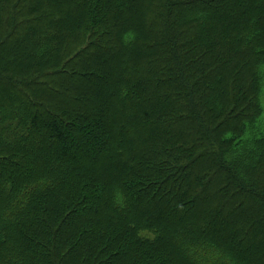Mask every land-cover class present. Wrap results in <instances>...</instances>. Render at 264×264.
Masks as SVG:
<instances>
[{
  "label": "trees",
  "instance_id": "1",
  "mask_svg": "<svg viewBox=\"0 0 264 264\" xmlns=\"http://www.w3.org/2000/svg\"><path fill=\"white\" fill-rule=\"evenodd\" d=\"M0 264H264V0H0Z\"/></svg>",
  "mask_w": 264,
  "mask_h": 264
}]
</instances>
